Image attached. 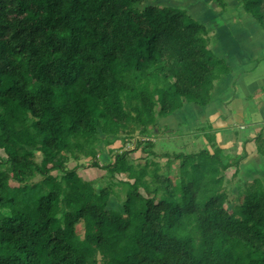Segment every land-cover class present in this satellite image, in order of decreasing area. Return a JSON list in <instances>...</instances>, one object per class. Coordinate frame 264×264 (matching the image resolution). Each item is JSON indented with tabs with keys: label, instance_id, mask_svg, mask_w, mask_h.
<instances>
[{
	"label": "trees",
	"instance_id": "trees-1",
	"mask_svg": "<svg viewBox=\"0 0 264 264\" xmlns=\"http://www.w3.org/2000/svg\"><path fill=\"white\" fill-rule=\"evenodd\" d=\"M162 1L0 0V264H264V187L232 198L226 183L242 157L209 136L193 153L153 148L160 119L209 104L227 69L206 26ZM242 2L264 25V0ZM83 159L108 170L101 186Z\"/></svg>",
	"mask_w": 264,
	"mask_h": 264
},
{
	"label": "crops",
	"instance_id": "crops-1",
	"mask_svg": "<svg viewBox=\"0 0 264 264\" xmlns=\"http://www.w3.org/2000/svg\"><path fill=\"white\" fill-rule=\"evenodd\" d=\"M224 1V5H214L208 0L183 2L195 8L199 18L196 19L207 28L210 51L227 69L216 80L209 104L200 106L188 102L182 109L160 119L153 141L179 134L191 135L197 140L203 136L204 142L197 143L200 151L210 148L205 135L207 131H214V140L221 149L242 157L238 166L227 170L226 183L231 197L236 198L242 189L255 182L264 187V145L260 151L257 143L259 136H264V25L245 9L243 0ZM135 143L134 140L132 149ZM122 146L117 141L109 149ZM108 153L105 150L103 154H107V161ZM132 153L139 159L146 155L142 148Z\"/></svg>",
	"mask_w": 264,
	"mask_h": 264
},
{
	"label": "rangeland",
	"instance_id": "rangeland-1",
	"mask_svg": "<svg viewBox=\"0 0 264 264\" xmlns=\"http://www.w3.org/2000/svg\"><path fill=\"white\" fill-rule=\"evenodd\" d=\"M178 1H181V2H177L178 4H175V3H168L166 5L168 6H173V7H177V8H180L184 11H186L193 19H195L196 21H200L198 20L199 18L195 15L194 13V10L195 8H191V4L190 5H186V4H183V2L187 1V0H178ZM200 1H203V0H200ZM150 3V1H147L144 5ZM162 3H165L162 1ZM183 4V5H182ZM198 18V19H196ZM210 126V125H209ZM206 138L209 136L212 140L215 139V133L214 131H207L206 132ZM189 139V140H188ZM205 137H201L199 140H197L196 138H192L191 135H175L171 138H165V137H158L156 138L155 140V147L154 150L156 152H159L160 154H163V153H193V152H197L198 150V145L197 143H202L204 142ZM131 140H135V142H137L138 140V143L140 141L139 137L138 138H133ZM123 140H120V142L122 143ZM124 143H122L123 145ZM145 144H142V146H144ZM128 146L127 148L128 149H132L131 147H134L133 143L128 144L126 145ZM6 157L5 155V152L2 148H0V159H4ZM130 162L133 163V168L131 166V172L132 173H136L137 170H141L140 168L143 166V159H139V158H136V156L133 154V153H130ZM40 156L38 158V160H40ZM107 159V154H105L103 157H102V161H101V158H100V163L101 164H104L105 161ZM86 160H89V159H83L81 161V163L83 164V166L80 167V174L86 178V179H97L99 180L98 181V185L101 186L102 183H101V179L103 177V175H107L108 174V170L107 169H101V168H98V167H93L91 166V162L89 161H86ZM167 161V160H165ZM108 162V161H107ZM106 162V163H107ZM76 163L78 164V162H74V161H71L70 164H69V167H74L76 165ZM167 163L163 161V172L164 173H168L169 169L171 168V165H173L172 162L169 161L168 163V166L166 165ZM176 165V164H175ZM177 168V166H175ZM149 170V174H150V168L148 169ZM128 171H123V172H120V173H117L116 174V177L117 179H119L121 182L124 181L126 182V185L125 183H122V185L119 186L118 189H121L120 193H118V196L116 198H113L112 200V203L110 205V207H114L115 209L114 210H119L118 207H120L121 203L123 202V200L125 199V191L128 189V186L130 183H133L134 182V178L133 177H130L128 176ZM40 177H37L36 179H39ZM146 182L148 183L149 182V185H150V175L149 177L146 178ZM12 184H17V182L15 181H11ZM129 183V184H128ZM118 189H117V192H118ZM144 192V194L148 195L147 192H145L144 190H142ZM84 231V228H83V225H79V232L80 233H83Z\"/></svg>",
	"mask_w": 264,
	"mask_h": 264
}]
</instances>
